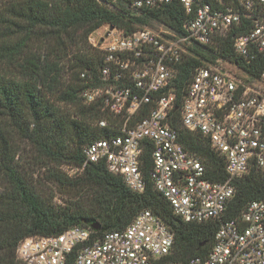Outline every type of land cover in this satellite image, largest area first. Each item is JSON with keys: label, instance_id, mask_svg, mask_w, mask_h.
Segmentation results:
<instances>
[{"label": "built area", "instance_id": "obj_1", "mask_svg": "<svg viewBox=\"0 0 264 264\" xmlns=\"http://www.w3.org/2000/svg\"><path fill=\"white\" fill-rule=\"evenodd\" d=\"M174 1L187 16L181 32L165 26L131 33L108 28L91 42L101 63L81 72L82 101L125 121L117 136L87 144L85 162L74 171L104 164L142 194L150 150L149 181L173 213L189 224L218 223L207 256L167 261L175 252L174 234L146 210L126 229L100 238L81 225L60 235L28 237L17 248L21 264H264V201L226 217L236 194L233 181L264 171V0H129L128 8L141 13ZM205 47L216 59L193 70L179 99L182 67ZM174 120L208 141L224 162L226 181L209 179L202 160L180 142Z\"/></svg>", "mask_w": 264, "mask_h": 264}, {"label": "trees", "instance_id": "obj_2", "mask_svg": "<svg viewBox=\"0 0 264 264\" xmlns=\"http://www.w3.org/2000/svg\"><path fill=\"white\" fill-rule=\"evenodd\" d=\"M128 5L129 0H0V264H21L17 248L28 237H50L98 223L95 236L100 238L126 229L146 210L174 234L175 252L167 261L187 263L206 257L212 247L218 223H185L154 190L148 178L150 150L144 157L147 188L142 194L132 192L104 164L87 165L75 177L61 169L81 168L84 147L117 136L125 121L82 101L80 74L95 71L101 63L90 36L105 26L131 33L154 23L181 32L187 19L178 1L141 13ZM196 53L198 58L182 67L179 99L193 70L202 61L216 59L209 47ZM226 53L231 54L228 49ZM101 119H107L109 126L101 128ZM173 126L185 148L202 160L209 179L226 181L224 162L208 141L180 128L178 120ZM16 142L29 143L41 157L48 181L76 191L82 204L57 207L43 197L16 161L20 147ZM233 184L236 194L228 206V219L239 216L249 203L264 201V171L253 170Z\"/></svg>", "mask_w": 264, "mask_h": 264}, {"label": "rangeland", "instance_id": "obj_3", "mask_svg": "<svg viewBox=\"0 0 264 264\" xmlns=\"http://www.w3.org/2000/svg\"><path fill=\"white\" fill-rule=\"evenodd\" d=\"M110 26H105L90 36L89 42L99 40L105 34ZM153 31H161L164 26L159 23H154L152 26L147 27ZM41 47V44L39 45ZM18 148V155L16 161L21 166L22 170L32 179V182L36 185L40 193L46 199H51L52 203L57 207H73L75 204H82V197L77 195L76 191L63 188L57 183L49 182L45 169H42L41 157L36 150L26 142L20 143ZM62 171L67 173L71 177H75L79 172H75V167L64 165L61 167Z\"/></svg>", "mask_w": 264, "mask_h": 264}, {"label": "water", "instance_id": "obj_4", "mask_svg": "<svg viewBox=\"0 0 264 264\" xmlns=\"http://www.w3.org/2000/svg\"><path fill=\"white\" fill-rule=\"evenodd\" d=\"M111 30L114 29V27H110ZM91 228L94 229L95 231H98L100 229V225L98 223H92Z\"/></svg>", "mask_w": 264, "mask_h": 264}]
</instances>
